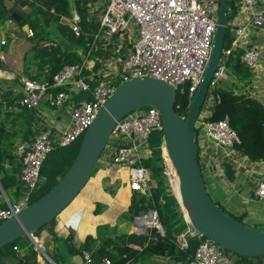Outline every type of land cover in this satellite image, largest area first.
<instances>
[{
	"label": "built area",
	"instance_id": "obj_1",
	"mask_svg": "<svg viewBox=\"0 0 264 264\" xmlns=\"http://www.w3.org/2000/svg\"><path fill=\"white\" fill-rule=\"evenodd\" d=\"M259 2L260 0H240L242 8L249 9L248 21L234 30L233 37L223 48L209 90L228 79L230 70L222 61V57L226 59L233 51L238 50V40L246 28L263 26L264 9L258 8ZM218 6L219 0H104L97 18L98 31L93 39L103 48L107 49L109 45L115 52L109 59H99L100 67L97 71L93 70L95 62L88 52L81 56L80 63L64 65L51 80L22 79L23 95L18 100V110L27 108L38 111L40 105L47 102L53 109L66 113L69 123L64 129L63 126L58 129H54L52 125L44 126L33 137L29 149L22 157L19 176L22 190L14 202L4 196L5 205L0 206V223L15 217L30 204L31 194L40 186L41 167L50 150L54 146L72 144L82 136L95 120L100 108L122 83L132 78L150 77L171 85L176 98L187 96L190 100L201 81L211 52ZM69 19L73 23L72 34L78 36L81 33L78 14L73 11ZM9 22L10 19L7 20V23ZM25 33L27 37L33 36L29 27ZM115 40L117 42L114 43ZM3 43L1 40V44ZM258 58L259 50L255 47L244 49L240 55L241 62L249 68L256 65ZM0 59L7 64L4 52L0 53ZM111 59L115 65L111 62L108 65L105 63ZM86 71L90 74H86ZM94 74L102 75L104 79L91 87L88 79ZM0 78L12 79L13 76L9 71L0 69ZM56 88H67L68 91L61 89L52 93L51 90ZM79 92H87L91 98L76 99L75 96ZM205 112L199 114L195 122L196 140L205 138L211 144L208 160L205 158L207 152L201 153L197 141V155L203 168L208 166L207 161L214 158H233L236 154L233 146L239 141L227 119L204 120ZM152 131H162L160 112L156 107H144L125 115L116 122L109 137V140H115V144L107 143L100 159L128 165L129 187L135 192H142L143 188L149 190V171L142 163L141 149L146 146ZM163 148L164 146L163 174L173 189V183L178 182V178L169 158L164 157ZM254 194L264 205V179L257 182ZM133 222V232L136 234H147L151 228L163 234L155 209L140 211ZM187 224L186 230L176 238L180 249L187 247L189 238L195 235L204 237L194 230L189 222ZM14 249L18 250L17 246H14ZM39 258L47 260L40 252ZM77 264L95 263L90 253L84 250ZM101 264L112 263L105 257ZM189 264H232V260L226 249L212 239L204 237Z\"/></svg>",
	"mask_w": 264,
	"mask_h": 264
},
{
	"label": "trees",
	"instance_id": "obj_2",
	"mask_svg": "<svg viewBox=\"0 0 264 264\" xmlns=\"http://www.w3.org/2000/svg\"><path fill=\"white\" fill-rule=\"evenodd\" d=\"M12 1L25 8L24 11L19 13L23 24L20 25L18 22L10 19L4 31V34L8 35L6 36L7 41L3 40L4 43H0V53L4 52L3 47L13 41V39L26 35L22 29L24 25H27L33 31V36L28 38L31 41L40 42L50 39L49 33L51 32L56 34L61 40L74 44V48L65 49L58 42H54L52 45H44L38 49L33 48L30 52H24L22 61L34 64V69L29 71V64H23L21 69L22 74L20 72L17 77L11 80L18 79V83H21L22 77L39 81L51 80L64 65L81 62L79 50L86 53L93 42L94 34L98 31V23L90 16L93 13L91 5L99 3L102 9L104 0H0V24L5 22L10 11L8 4ZM238 7H240V3L237 0H228V24L225 30L223 48H225L226 42L229 40V32L232 27L229 21L236 13ZM73 11L80 18L79 26L81 33L78 36L72 34L71 28L61 22L63 17L70 18ZM77 49H79L78 52ZM102 49L103 47L98 46L93 50V53L101 56L102 54L108 55L110 52L102 51ZM242 52L243 50L233 51L228 58L223 59L222 57V61L226 63L230 73H236L242 77H252L250 68L240 60ZM98 58L93 67L95 71L98 70L100 65L99 59L101 58ZM4 65L0 59V69ZM86 74L89 75L90 72L86 71ZM101 77L103 76L92 75L88 79L91 87L101 81ZM61 89L68 91L67 88H56L51 91L55 93ZM22 95L21 88L18 91H14L10 87H5V89L0 88V184L4 191L13 187L16 196L19 195L22 187L19 181L16 180L15 173L20 170V176L22 163L17 161L16 165L12 166L11 169L6 166V163L14 162L15 156L9 151V147L3 141L12 138L15 135V131L8 132L9 129H5V119L3 116L10 117L14 115L16 118L23 119L26 123L27 128L25 133L27 135L32 136L38 131L34 126V123L38 122L37 110L27 108L17 109L18 100ZM82 97L91 98L87 92H79L75 96L76 99ZM188 103L189 98L187 96H178L174 105L175 110L184 116ZM204 109L206 111L203 117L204 120L227 119L230 127L236 132L239 138V141L233 146L239 156L245 157L251 162H264V104L261 101L245 92H237L233 85L227 86L226 84H219L207 92L199 114ZM195 131L197 138L196 128ZM80 142L75 146L72 144L54 146L50 150L41 167L40 186L31 194L30 203L36 201L47 192L64 174L71 165L79 149ZM162 146H164L162 133L152 131L146 146L141 149L142 163L149 171L147 178L149 195H144L142 192H135L130 189L132 192L130 207H136L138 211L155 209L158 212L163 234L151 228L148 229L147 234L125 232L115 234L113 237H108L100 242L88 236L81 244L73 246L70 243L69 236L62 237L57 231L52 230L51 227L56 223L57 216L49 223L32 231V234L38 237L41 231L44 229L48 230L51 237L50 240L53 242V248L47 253L56 264H77L76 262L69 261V256L75 254L81 255L84 250L90 253L95 264H97L100 256L109 258L112 264L135 263L137 258L144 254L171 257L182 264H189L196 248L204 237L195 235L189 238L188 245L184 249H180L177 246L176 238L186 230L188 224L183 216L178 200L170 189L169 183L163 174ZM101 157L102 153L99 159ZM232 159H224L220 162L222 176L228 181L235 177L236 172L232 164ZM98 161L96 162L90 179L97 170ZM198 163L200 164L199 155ZM200 169H203L201 164ZM82 190L76 195L73 201L79 196ZM4 205L5 203L2 202L0 206ZM97 206L100 207L99 204ZM218 206L220 207L219 204ZM222 210L225 211L224 209ZM95 212L98 213L99 209H95ZM129 213L133 215L134 210H130ZM241 217H244V215L242 214ZM22 238H26V236L0 248V264H39V251L31 243L27 252L14 249V246L20 245ZM134 246L140 247L141 250L134 248ZM22 247L24 248L25 246ZM235 256L238 257V260L245 261L252 259L237 254Z\"/></svg>",
	"mask_w": 264,
	"mask_h": 264
},
{
	"label": "water",
	"instance_id": "obj_3",
	"mask_svg": "<svg viewBox=\"0 0 264 264\" xmlns=\"http://www.w3.org/2000/svg\"><path fill=\"white\" fill-rule=\"evenodd\" d=\"M227 11L228 0H219L211 52L185 115L182 116L175 110L176 93L167 82L138 77L122 83L100 108L95 120L84 132L79 149L64 174L36 201L28 204L15 217L0 223V248L27 236L50 264H56L41 249L32 231L56 218L89 181L116 122L135 110L154 106L160 112L164 148L178 178V203L182 210L185 209L190 226L234 254L249 258L264 257V231L240 222L212 200L198 163L195 122L222 55L228 24ZM10 16L14 21H19L20 16L15 13H10ZM61 22L70 28L73 26L67 17H63ZM25 28L27 25H24ZM0 190L4 193L1 184ZM142 193L149 195V190L143 188ZM132 209L135 215L140 213L136 207L130 208Z\"/></svg>",
	"mask_w": 264,
	"mask_h": 264
},
{
	"label": "crops",
	"instance_id": "obj_4",
	"mask_svg": "<svg viewBox=\"0 0 264 264\" xmlns=\"http://www.w3.org/2000/svg\"><path fill=\"white\" fill-rule=\"evenodd\" d=\"M240 3V0H237ZM258 8L264 9V0H260ZM249 18V9L242 8L241 4L236 13L229 21L232 25L229 32V40L233 37L234 30L245 24ZM2 27L0 25V34H2ZM0 35V38L2 37ZM1 42V40H0ZM238 50H244L249 47H255L259 50V58L256 65L252 68V77H242L239 74L233 73L231 82L226 84L231 86L235 84L237 92H245L250 96L256 98L264 104V26L246 28L244 34L238 40ZM15 53L14 50H9L10 53ZM22 54V53H21ZM13 56V55H12ZM20 57L23 56L20 55ZM7 59V58H6ZM22 59L17 66L18 74L11 69L9 71L13 78L18 76L22 69ZM19 61V59H17ZM16 60V62H17ZM8 65V59H7ZM231 75V76H232ZM12 78V79H13ZM24 79V78H23ZM234 86V85H233ZM49 103H42L37 111L38 122L34 123L35 128L39 131L44 126L52 125L54 129L60 126H67L69 123L68 115H57ZM5 129L8 132L15 131V135L9 140L3 141L9 147V151L15 156L13 163H6V166L11 169L16 165L17 161L22 163V156L29 149L34 135H27L26 123L21 118H16L14 115L6 117ZM52 127V128H53ZM33 128V129H35ZM198 145L201 148V153H205V158L210 159L211 144L205 138H199ZM21 158V159H20ZM222 159L214 158L212 161H207L208 166L202 169V177L204 179L206 188L210 189L217 198V204L224 207L228 212L244 215L245 219L256 223L264 224V205L261 204L254 195V189L257 182L264 179V162H251L245 157H239L236 153L232 159L234 166L235 177L232 180H225L220 169V162ZM101 167L97 170L95 177L90 182V189L84 193L75 204L68 210L62 211L56 223L51 227L52 230L57 231L62 237L69 236L70 243L73 246H78L88 236L93 237L98 242L108 237H113L115 234L132 233L133 225H124L121 222L123 214L130 211L131 194L128 180V165L114 164L106 160L100 161ZM201 170V169H200ZM20 171V170H19ZM19 171L15 173L16 180L19 181ZM220 190L222 192H217ZM4 196L10 202L16 199L14 188L11 187L4 191L0 190V205L4 201ZM100 205V207L97 206ZM95 209H99L96 213ZM133 214V221L135 218ZM36 237V236H35ZM40 237V238H39ZM42 242L46 243L49 250L53 248V242L50 240L48 230L44 229L40 232L38 237ZM44 239H46L44 241ZM96 241V242H97ZM27 241L22 238L21 246H25ZM30 245V243L28 244ZM138 250L140 247L134 246ZM103 256L98 258L97 264H101ZM81 255L69 256V261L78 262ZM39 264H43L41 258L38 259ZM130 264H182L171 257L160 255L144 254L137 258V261ZM234 264H264V257L252 258L251 260H237Z\"/></svg>",
	"mask_w": 264,
	"mask_h": 264
},
{
	"label": "rangeland",
	"instance_id": "obj_5",
	"mask_svg": "<svg viewBox=\"0 0 264 264\" xmlns=\"http://www.w3.org/2000/svg\"><path fill=\"white\" fill-rule=\"evenodd\" d=\"M8 7L10 8V11L8 12V15H7V18H6V20H5V22L4 23H1L0 25L1 26H4V27H2V33H3V36H2V34H0L2 37L0 38V40H6L7 41V39H6V36H8V35H6V34H4V31H5V26H7V20L8 19H13L11 16H10V13H15L16 15H18V16H20V12L21 11H24L25 10V8L24 7H22L20 4H16V3H14V1H12V2H9V4H8ZM100 9H101V7H100V5H99V3H94V4H92L91 5V10L93 11V13H91V15H93L92 17L95 19V22H97V18H98V14L100 13ZM14 20V19H13ZM15 22H18L20 25H22L23 24V21L21 20V16H20V18H19V21H15ZM22 29L24 30V31H26L27 30V28H25L24 29V27H22ZM50 29H51V27H50ZM17 30V29H16ZM49 35H50V39H47V40H45V41H40V42H35V41H31V40H29L28 38L29 37H27L26 35H24V36H20V37H17V38H15V39H13V41H11V42H9L5 47H3V51H4V53H5V55H6V58L8 59V65L6 64V65H4L1 69H3V68H6V69H11V70H13V72H15L16 74H18V68H17V66L19 65V63H20V61H21V59H22V57H20V55H22L23 56V54H24V52H30V50L32 51L33 50V48L34 49H38V48H40V47H42V46H44V45H52V43H56V42H58L59 44H61L62 45V47L63 48H65V49H73L74 48V44H72V43H68V42H65V41H63V40H61L56 34H54V33H49ZM32 37V36H31ZM115 42H117L116 40L114 41V43ZM1 43V42H0ZM33 46H35V47H33ZM98 46H100V47H102L101 45H100V43L98 42V41H94V39H93V42L91 43V46L89 47V49H88V51L86 52V53H88V52H90V55H89V57L94 61V62H96V60H97V58L99 57V58H101L102 56H104V58H107V59H109V57L111 56V54L112 53H114L115 52V50L113 49V48H110L109 47V45H108V47H107V49L106 48H103L102 49V51H108V50H110V52L108 53V55L106 54V55H101V56H99L98 54H94L93 53V50L95 49V48H97ZM14 50L15 51V53H13V51H12V53H10L9 52V50ZM78 50L79 49H77V52H78ZM22 53V54H21ZM25 53V54H26ZM85 52H83V51H81V50H79V54H80V56H82V55H84V54H86ZM13 55V56H12ZM28 56V55H27ZM98 58V59H99ZM17 59H19V61L17 60ZM16 60H17V62H16ZM26 60H28V59H26ZM110 62H111V64L112 65H115V62H114V60H108L107 62H105L107 65L108 64H110ZM5 64V63H4ZM23 64H29V71H32L33 69H34V64H32V63H25V61H22V65ZM100 67V66H99ZM5 70V69H4ZM21 74H22V72H21ZM233 73H230L229 74V77H228V79L227 80H225V81H223V82H221L220 84H229V81L231 82V78L233 77V75H232ZM232 75V76H231ZM16 77H17V75H16ZM23 78H27V77H22L21 79H23ZM14 79V78H13ZM101 79H104V77H101ZM232 85H234L235 87H236V85L235 84H232ZM5 87H10V88H12L14 91H18V90H20V88H21V83H18V79H16V80H11V79H3V78H0V88L1 89H5ZM55 111V113L57 114V115H65L64 113H63V111L62 110H54ZM204 111H205V109H204ZM203 111V112H204ZM203 112L201 113V115L203 114ZM82 137H83V135L82 136H80L75 142H73L72 143V145H76V144H78L80 141H81V139H82ZM109 144H111V145H114L115 144V140H113L112 138H110V140H109V142H108ZM240 157V156H239ZM100 159H99V161H98V164H97V170L101 167V164L102 163H100ZM97 170H96V172H97ZM96 172H95V174L91 177V179H89V181H88V183L84 186V188H83V190H82V192L79 194V196L70 204V205H68V207H66V208H64L62 211H66V210H68V209H70L74 204H75V202L84 194V193H86V192H88V190L90 189V182L92 181V179L95 177V175H96ZM201 173H202V170H201ZM167 180V179H166ZM168 182V181H167ZM206 184V183H205ZM169 187H170V185H169ZM207 187V186H206ZM170 189L172 190V192L174 193V190L170 187ZM208 190V192H209V195L211 196V198H212V200L215 202V203H217V198H216V196L214 195V193L208 188L207 189ZM217 192H222V191H220V190H216ZM82 194V195H81ZM175 195V194H174ZM255 195V194H254ZM17 197V196H16ZM176 197V196H175ZM256 197V196H255ZM257 199V198H256ZM15 201V199L14 200H12L11 202H14ZM179 206H180V204H179ZM221 207V209H224L225 211H227L224 207H222V206H220ZM180 208H181V206H180ZM181 210H182V208H181ZM61 211V212H62ZM182 212H183V216H184V218H185V220H186V223L187 222H189L188 221V219H187V217H186V215H185V213H184V211L182 210ZM228 212V211H227ZM233 217H236V219H239V221H241L242 223H245V224H249V225H251L252 227H255V228H257V229H260V230H263L264 231V224L263 223H256V222H252L251 220H248V219H245L244 217H241V215H239V214H235V213H231V212H229ZM121 222H123V224L125 225H129V224H131V225H134V222H133V215L131 214V213H129L128 211H126L125 210V213L123 214V217H122V220H121ZM35 237V236H34ZM40 238V237H39ZM39 238H37L38 239V243H40V247H41V249L42 250H44L45 252H46V254L49 256V254L47 253L48 251H50L49 249H48V247L46 246V243L45 242H42ZM25 240L27 241V243L25 244V247L23 248L21 245H18L17 247H18V251H22V252H27L28 250H29V248H30V245H28L29 243H31L32 245H33V242H32V240H31V238L30 237H27L26 236V238H25ZM46 239H44V241H45ZM34 246V245H33ZM227 253L229 254V256H230V258H231V260H232V264H234V262L236 261V259L238 260V257L237 256H235V254L234 253H232V252H230V251H228L227 250ZM50 257V256H49ZM261 257V256H260ZM51 258V257H50ZM255 258H257V257H255ZM43 264H50L49 263V261H47L46 259L44 260L43 259Z\"/></svg>",
	"mask_w": 264,
	"mask_h": 264
},
{
	"label": "bare ground",
	"instance_id": "obj_6",
	"mask_svg": "<svg viewBox=\"0 0 264 264\" xmlns=\"http://www.w3.org/2000/svg\"><path fill=\"white\" fill-rule=\"evenodd\" d=\"M163 155L166 159H168L167 152H166L165 148H163ZM173 190H174L176 197L178 198V201H180V196H179V191H178V182L177 181H174V183H173ZM183 211L187 217V214H186V211L184 208H183ZM187 219H188V217H187Z\"/></svg>",
	"mask_w": 264,
	"mask_h": 264
}]
</instances>
